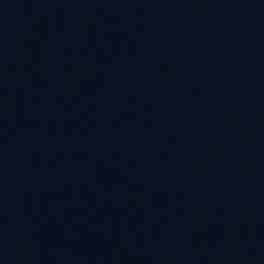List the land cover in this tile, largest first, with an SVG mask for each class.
Segmentation results:
<instances>
[{
    "label": "water",
    "instance_id": "95a60500",
    "mask_svg": "<svg viewBox=\"0 0 264 264\" xmlns=\"http://www.w3.org/2000/svg\"><path fill=\"white\" fill-rule=\"evenodd\" d=\"M0 264H264V0H0Z\"/></svg>",
    "mask_w": 264,
    "mask_h": 264
}]
</instances>
